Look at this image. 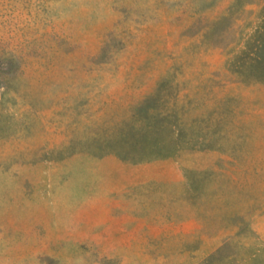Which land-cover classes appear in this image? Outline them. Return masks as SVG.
I'll return each mask as SVG.
<instances>
[{"label": "rangeland", "instance_id": "1", "mask_svg": "<svg viewBox=\"0 0 264 264\" xmlns=\"http://www.w3.org/2000/svg\"><path fill=\"white\" fill-rule=\"evenodd\" d=\"M0 264H264V0H0Z\"/></svg>", "mask_w": 264, "mask_h": 264}]
</instances>
